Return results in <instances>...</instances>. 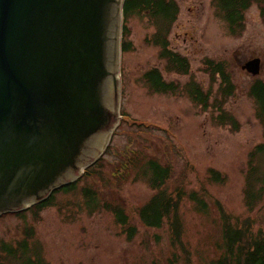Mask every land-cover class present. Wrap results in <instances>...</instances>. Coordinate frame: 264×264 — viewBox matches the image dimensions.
I'll list each match as a JSON object with an SVG mask.
<instances>
[{"label":"rangeland","instance_id":"374dc122","mask_svg":"<svg viewBox=\"0 0 264 264\" xmlns=\"http://www.w3.org/2000/svg\"><path fill=\"white\" fill-rule=\"evenodd\" d=\"M173 1L178 14L167 41L172 52L187 59L188 73L163 70L160 49L150 41L154 23L144 12L130 14L126 26L131 48L124 53L119 50L118 55L117 117L100 155L104 176H80L73 190L56 193L53 204L37 218L29 211L24 217L0 215V241L15 246L31 226L34 237L29 246L39 249L47 264H207L219 254L220 209L238 222L250 218L254 231L264 229V188L252 210L245 202L250 164L261 173L264 169V163H248L253 148L264 143L256 103L249 93L252 83L264 78V11L251 5L244 13L242 31L231 35L213 0ZM120 24L121 14L118 43ZM255 57L260 59L261 71L252 76L241 66ZM206 60L222 62L229 74L234 89L222 101V109L234 118L233 124L217 118L219 111L213 105L220 83L208 75ZM154 67L166 82L178 85L175 92L149 90L143 73ZM189 81L211 95L206 109L183 89ZM150 158L171 166L166 190L180 188L186 194L179 211L181 245L172 242L168 224L147 228L138 218V208L154 192L143 173ZM129 162L134 164L120 170ZM116 170H120L117 175ZM210 170L222 180L214 182ZM86 186L96 192L94 207L87 205L81 192ZM190 192L204 200V211L187 198ZM103 202L123 207L136 228L131 240L112 213L101 208Z\"/></svg>","mask_w":264,"mask_h":264},{"label":"water","instance_id":"95a60500","mask_svg":"<svg viewBox=\"0 0 264 264\" xmlns=\"http://www.w3.org/2000/svg\"><path fill=\"white\" fill-rule=\"evenodd\" d=\"M123 0H0V215L77 180L117 117ZM241 69L260 73V59Z\"/></svg>","mask_w":264,"mask_h":264},{"label":"trees","instance_id":"16d2710c","mask_svg":"<svg viewBox=\"0 0 264 264\" xmlns=\"http://www.w3.org/2000/svg\"><path fill=\"white\" fill-rule=\"evenodd\" d=\"M214 6L228 26L231 35H237L243 28V13L251 5L257 4L264 11V0H213ZM148 10L147 14L150 18L158 21V31L151 37L150 41L159 47V59L164 61L163 70L177 74H187L189 64L185 57L172 52L165 34L160 33L162 25L171 24L177 17L178 7L172 0H124L122 4L123 23L121 27V52H127L131 48V42L127 41L128 29L126 19L130 14L139 13ZM205 69L208 75L213 79H219L220 87L218 88L219 98L215 100L213 105L219 111L217 116L220 123L235 122L234 118L229 116L222 109V104L228 96L233 92V84L230 80L226 67L222 62L212 60L205 61ZM143 79L149 90L155 93H173L178 89V85L173 82H166L156 67L150 68L143 73ZM183 89L189 95L190 99L198 106L206 109L210 100L209 92H203L198 85L189 81ZM251 97L256 103V117L261 123L264 132V78L256 79L249 91ZM125 115V113H123ZM103 157H99L92 165L84 170L81 178L95 177L102 178L103 173ZM248 163H264V143L257 144L250 152ZM133 162L125 163L120 170H124L133 165ZM120 170H116V175ZM210 178L214 182H220L222 176L210 170ZM260 172V173H259ZM114 173V175H115ZM144 175H147V182L154 191L151 197L143 203L137 210V215L141 223L147 228H160L163 224H168L170 229L172 242L182 244V225L180 221V206L182 200L186 196L183 190L175 189L167 191L166 182L171 177L172 169L168 164L160 163L157 159L150 158L144 165ZM147 173V174H146ZM79 178L73 183L65 185L55 190L47 199L34 204L24 211L15 213L20 217H24V212L29 211L34 218L46 207L53 204L54 195L58 192H69L76 187ZM264 188V169L263 172L255 165L249 167L247 183L245 188V202L249 210H252L255 204L261 200ZM87 205L95 206L97 204L96 192L86 186L81 188ZM187 198L192 201L199 211L206 209L204 200L197 192H190ZM103 210L112 213L115 222L121 227L127 240H131L136 234V228L129 222L128 215L122 206L109 202L101 204ZM221 218V243L218 245L219 254L210 260L207 264H264V229L254 231L250 218H245L238 222L233 220L228 214L220 209ZM34 237V231L31 226L26 227L24 236L20 241L12 246L10 243L0 241L1 261L4 264H47L39 249L30 248L29 242Z\"/></svg>","mask_w":264,"mask_h":264},{"label":"flooded vegetation","instance_id":"af4514ba","mask_svg":"<svg viewBox=\"0 0 264 264\" xmlns=\"http://www.w3.org/2000/svg\"><path fill=\"white\" fill-rule=\"evenodd\" d=\"M173 1V0H172ZM251 7V6H250ZM249 7V8H250ZM248 8V9H249ZM217 10V9H216ZM247 10H245L244 11V13L246 12ZM145 14H147V12H148V10H145V11H143ZM218 12H219V10H218ZM244 13H243V17H244ZM150 20L152 21V23H154V26H155V30H154V32L152 33V34H154L156 31H158V21H156V20H154L153 18H150ZM176 20V19H175ZM175 20H174V22H175ZM224 21V20H223ZM174 22H172L171 24H164V25H162L161 26V28H160V33L161 34H165V38H168V34H169V29L171 28V26H172V24L174 23ZM225 22V21H224ZM226 26H227V24H226ZM243 27H244V18H243ZM243 29V28H242ZM227 30H228V26H227ZM242 31V30H241ZM261 65V64H260Z\"/></svg>","mask_w":264,"mask_h":264}]
</instances>
